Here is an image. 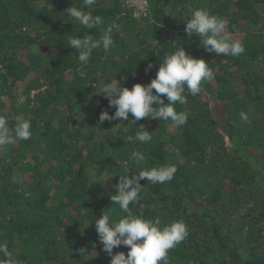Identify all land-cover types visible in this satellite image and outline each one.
Instances as JSON below:
<instances>
[{"label":"trees","instance_id":"trees-1","mask_svg":"<svg viewBox=\"0 0 264 264\" xmlns=\"http://www.w3.org/2000/svg\"><path fill=\"white\" fill-rule=\"evenodd\" d=\"M147 1L136 16L126 0L88 8L83 0H0V115L10 127L19 115L32 126L30 140L0 147V243L17 264H110L95 219L126 215L110 199L120 175L163 165L176 166L174 179L141 180L140 199L129 207L162 225H187L168 264H264V0ZM71 6L103 24L85 28L67 15ZM196 9L227 19L244 52L217 56L189 39L184 29ZM109 26L108 52L101 47L81 63L67 46L69 36L99 39ZM181 47L215 73L175 105L187 113L183 126L147 118L130 125L131 116L99 121L102 111L115 112L97 94L104 82L147 85L165 53ZM140 126L150 143L127 139ZM133 151L145 156L139 166Z\"/></svg>","mask_w":264,"mask_h":264},{"label":"clouds","instance_id":"clouds-1","mask_svg":"<svg viewBox=\"0 0 264 264\" xmlns=\"http://www.w3.org/2000/svg\"><path fill=\"white\" fill-rule=\"evenodd\" d=\"M96 4V0H83L85 8ZM70 18L87 29L96 28L103 24L101 16H93L76 7L65 10ZM227 19L210 15L206 10L196 9L191 18L186 21L185 33L191 39L193 35L199 38L200 47L208 53L217 56L236 57L244 52V47L239 40H233L228 31ZM112 26L103 31L99 39L91 35L83 38L69 36L67 46L79 52L76 57L81 63L87 62L94 50L101 47L108 52L114 46L111 33ZM154 67L149 63L145 68L147 75ZM214 71L208 67L203 59H196L186 54L181 47L165 53L155 78L147 85L135 84L129 90L122 87L118 79L104 82L97 94L102 95L109 102L110 108H115L113 115L102 111L99 116L101 123L122 119L135 124L144 118L157 121H171L173 127L183 126L188 119L187 113L177 112L175 105H184L187 102L185 92L198 95L202 91V82L214 79ZM43 91V89H41ZM162 97H166L167 103ZM242 119L247 120L245 114ZM14 126L10 127L7 117L0 115V147L15 145L17 141H28L32 137L31 118L23 115L14 117ZM138 131L135 136H129V141H139L148 144L153 137L146 130ZM131 160L137 166L145 161V156L140 151L131 153ZM177 168L175 165H163L148 169L141 168L138 172L129 175H120L116 185L115 194L110 197L113 205H118L120 211L125 213L122 218L112 219L109 213H104L94 221L102 251L111 259L110 264H168V252L183 242L189 235L187 225L181 221H173L162 225L159 218L144 219L133 215L129 205L137 203L144 186L140 181L164 184L174 179ZM110 211H112L110 209ZM124 246L127 254L113 249ZM82 256L95 255V251L85 255V249L78 250ZM0 264H17L7 244L0 243Z\"/></svg>","mask_w":264,"mask_h":264},{"label":"built area","instance_id":"built-area-1","mask_svg":"<svg viewBox=\"0 0 264 264\" xmlns=\"http://www.w3.org/2000/svg\"><path fill=\"white\" fill-rule=\"evenodd\" d=\"M126 5L135 8L136 16L144 15L148 9L147 0H126Z\"/></svg>","mask_w":264,"mask_h":264}]
</instances>
